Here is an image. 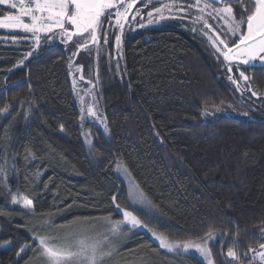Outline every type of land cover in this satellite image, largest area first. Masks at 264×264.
Returning <instances> with one entry per match:
<instances>
[{
    "label": "trees",
    "instance_id": "trees-1",
    "mask_svg": "<svg viewBox=\"0 0 264 264\" xmlns=\"http://www.w3.org/2000/svg\"><path fill=\"white\" fill-rule=\"evenodd\" d=\"M224 2L238 17L240 5ZM8 11L0 5V15ZM113 47L111 36L107 55L96 56L107 131L90 128L85 144L65 51L41 46L24 60L32 42L0 32V264H24L39 252L31 233L47 220L119 218L113 196L132 211L118 163L156 206L154 217L134 212L146 225L181 241H201L211 229L220 233L213 264H228L230 247L247 264L249 249L264 244V120L199 121L204 109H242L222 58L199 33L168 24L124 35L116 65ZM245 74L264 97V66ZM118 255L126 264H204L165 254L141 232Z\"/></svg>",
    "mask_w": 264,
    "mask_h": 264
},
{
    "label": "snow or ice",
    "instance_id": "snow-or-ice-1",
    "mask_svg": "<svg viewBox=\"0 0 264 264\" xmlns=\"http://www.w3.org/2000/svg\"><path fill=\"white\" fill-rule=\"evenodd\" d=\"M135 2L136 0L129 3H126V0H0V5H6L7 9L15 12L13 14V11H8L7 14L0 15V29L22 30L24 33H31L37 47L40 44L41 33L46 34L45 39H53L57 34L54 30L59 29V34L65 37L62 42L71 41L77 50L72 54L77 55L80 49L88 48L89 41L93 44L98 42L97 31L103 30L105 22L111 26L110 17H114L115 25L122 30L124 27L122 21L127 20V13L133 8ZM140 2L144 3V0H140ZM235 2L240 5V8L237 9L238 17L234 14L230 3L222 7H212L213 4L222 3V0H211L203 7H199L201 0H195L194 5L187 4V8L199 7L201 13L205 8H211L212 11L208 15L211 16L214 12L216 13L214 19H221L227 24L226 32H217L209 39L216 51L223 56L225 61L229 62V72L232 71V61L239 62L235 65L237 68L241 65L252 67L257 62L264 65V0H235ZM169 7V5H164L162 8L155 9L160 19L166 18L163 12ZM187 8L180 6L178 10L186 11ZM148 15L152 16V12H148ZM132 19L135 17L133 16ZM196 19L199 21L203 17L198 16ZM204 26L211 27L207 21ZM47 34L52 35L48 36ZM73 37L77 39L73 40ZM104 41L107 43V34L104 35ZM120 41L121 37L117 35L115 37L117 46ZM28 55L31 56L33 53L29 52ZM238 75L244 81L249 80L244 71H239ZM229 80L234 84L237 83L232 76H229ZM251 94L252 96L258 95L255 91ZM4 111L6 109H0V112ZM87 111L89 114L95 115L91 107ZM117 171L130 175L127 167L122 163L117 164ZM112 200L123 217L122 221L111 225L110 230L113 233L129 224L133 227L145 228L159 242V247L170 252L183 251L187 253L189 250H194L208 259L211 264V252L208 247V242L213 239L211 229L204 238L206 242L199 243L193 240H170L162 232L157 233L154 229L148 228L141 219L134 215V212L139 210L148 218L156 206L136 184H131L128 191V207H131L132 211H129L127 207L121 208V205L116 202V196H113ZM31 204V200H26L22 207L30 210ZM46 231L48 234L34 237L38 240L37 248L43 264H102L104 257L110 255L103 246V240H107V236L97 238L88 235V229L74 231L73 228H68L63 234L51 233L50 228ZM261 238L264 239V237ZM233 244H238V241L233 240ZM260 248L264 249V244H261ZM249 251L264 261V251L256 252L251 248ZM227 257L231 258L228 264L240 260L231 247L228 248Z\"/></svg>",
    "mask_w": 264,
    "mask_h": 264
},
{
    "label": "rangeland",
    "instance_id": "rangeland-1",
    "mask_svg": "<svg viewBox=\"0 0 264 264\" xmlns=\"http://www.w3.org/2000/svg\"><path fill=\"white\" fill-rule=\"evenodd\" d=\"M132 2V0H126V3ZM211 0H201L200 6L203 7L206 3H210ZM195 4V0H144V3H141L140 0H136L133 4V8L130 9L127 13V20L122 21L124 24L123 29L121 30L118 26L115 25L114 17H110L111 26L108 22L103 24V30L97 31L98 42L93 44L89 41V46L87 49H80L77 55H73L74 51H77L72 42L68 43L62 42L65 37L59 34V29L54 30L57 34L53 39H45L44 33H41V39L39 47L41 46H53L60 45L61 48L65 51L68 58V75L71 85V90L73 93L74 100L78 107L79 113V122L81 125L82 138L85 144H89L91 142V130L90 128H96L100 132L105 133L106 122L103 115V112L99 106L97 99V90L99 89V82L96 76V56L97 53L101 56L107 55V51H105V41L104 35L107 34V40L111 36L114 37V47L113 52L115 54L110 58L114 61V64H117V58L121 55V41L119 46L116 45L115 37L119 35L121 38L124 35H134L138 33L142 29L146 28H158L163 25L168 24H176L180 25L183 28H187L192 32H196L201 34L210 48L216 53L217 56L221 57L224 64V77L226 80L238 91L240 94V102L242 109L238 111H223V110H215V109H204L201 114L199 121L202 123L212 122L215 119L222 116H232L241 120H253L260 118L264 120V97L259 93L257 96H252V92L254 91L249 81H244L242 78H239V71H244L248 66L241 65L237 68L235 65L239 64L238 61H232V71H228L229 62L223 59V56L216 51V48L213 46L210 41V36H215L217 32H226L227 24L221 19H214L216 13L212 12V15H208L209 12L212 11L211 8H205L204 12L201 13L199 11V7L193 6L191 8H187V4ZM228 2L220 3L221 5L213 4L212 7H222L226 5ZM164 5H169V8L164 9L165 19H160L159 15L156 13V8H162ZM6 6V5H2ZM139 6H145L146 12L145 14H138L136 16V11ZM180 6H184L187 8L186 11L178 10ZM7 7V6H6ZM13 14H15L14 10ZM123 11V9H121ZM148 12H152V16L148 15ZM135 19H132V17ZM202 16L203 19L197 21V17ZM142 19V21H141ZM151 21V23H149ZM205 21L211 27H205ZM67 27V26H66ZM195 29V30H193ZM0 32L5 33H19L26 37V41L29 40L33 44L32 53H35L38 49L35 43V39L31 33H24L22 30H11V29H0ZM51 36L52 34H47ZM76 37H73V40H76ZM17 41V40H16ZM231 46V45H230ZM30 56L27 55L24 60L28 59ZM22 63L19 64V66ZM255 66H264L257 62ZM79 69V70H78ZM246 75V74H245ZM83 76V79H81ZM229 76H232L233 79L237 81V83H233L229 80ZM256 92V91H255ZM91 107L95 115H91L88 113V108ZM115 173L118 178L129 188L131 184H136L135 180L131 175H125L122 172L117 171V165L115 166ZM130 174V173H129ZM139 207V206H138ZM26 211L31 212V208L25 209ZM116 214L119 218H114L112 216L107 217H99L92 220L87 221H77L68 225L57 224L52 220H47L42 224L36 225L34 228L36 229L35 233L32 234V240H34L37 235H45L48 234L46 229L50 228L51 233H59L63 234V232L68 228H73L74 231H80L82 229H88L87 234L91 236H96L97 238H101L103 236H107V240H103V246L106 252L110 253V255H106L102 261V264H126L119 257V252L122 247H124L129 240L131 239L133 233H144L153 243H155L159 247V242L155 239V237L147 231L145 228L141 227H133L132 225H127L126 227H121L116 233H113L110 228L111 225L116 224L123 220L122 213L116 209ZM155 210H152L151 215L157 216ZM144 223V222H143ZM145 224V223H144ZM78 226V227H77ZM148 226V225H147ZM148 228H151L148 226ZM152 229V228H151ZM156 231V230H155ZM157 232V231H156ZM159 233V232H157ZM220 237V233H213V239L208 242L209 250L211 245ZM36 242V249L38 245V240H34ZM199 243H205V239L201 241H196ZM165 254L170 256H192L200 259L204 264H210L208 259H205L199 252L194 250H189L187 253L176 252V251H168L165 248L159 247ZM39 251V250H38ZM264 251V249H257L256 252ZM33 255L24 263V264H43L39 252L33 251ZM226 259L229 261V257H227V253L225 255ZM251 257L250 262L247 264H264V261H261L260 257L255 253H250L247 258ZM211 264H213L211 260ZM232 264H240L237 261H232Z\"/></svg>",
    "mask_w": 264,
    "mask_h": 264
},
{
    "label": "flooded vegetation",
    "instance_id": "flooded-vegetation-1",
    "mask_svg": "<svg viewBox=\"0 0 264 264\" xmlns=\"http://www.w3.org/2000/svg\"><path fill=\"white\" fill-rule=\"evenodd\" d=\"M146 10V8H145V6H139V8L137 9V11H136V16H138V14L140 13V15L141 14H145V11ZM142 16V15H141ZM141 21H142V19H141Z\"/></svg>",
    "mask_w": 264,
    "mask_h": 264
},
{
    "label": "water",
    "instance_id": "water-1",
    "mask_svg": "<svg viewBox=\"0 0 264 264\" xmlns=\"http://www.w3.org/2000/svg\"><path fill=\"white\" fill-rule=\"evenodd\" d=\"M223 1V0H222Z\"/></svg>",
    "mask_w": 264,
    "mask_h": 264
}]
</instances>
